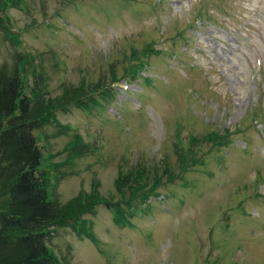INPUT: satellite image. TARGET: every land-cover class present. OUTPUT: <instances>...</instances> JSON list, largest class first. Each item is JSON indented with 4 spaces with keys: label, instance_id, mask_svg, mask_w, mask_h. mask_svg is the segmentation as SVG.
<instances>
[{
    "label": "rangeland",
    "instance_id": "374dc122",
    "mask_svg": "<svg viewBox=\"0 0 264 264\" xmlns=\"http://www.w3.org/2000/svg\"><path fill=\"white\" fill-rule=\"evenodd\" d=\"M14 76L60 264H264V0H0Z\"/></svg>",
    "mask_w": 264,
    "mask_h": 264
},
{
    "label": "trees",
    "instance_id": "16d2710c",
    "mask_svg": "<svg viewBox=\"0 0 264 264\" xmlns=\"http://www.w3.org/2000/svg\"><path fill=\"white\" fill-rule=\"evenodd\" d=\"M33 109L19 77L0 85V264H60L44 230L59 209L49 198Z\"/></svg>",
    "mask_w": 264,
    "mask_h": 264
}]
</instances>
